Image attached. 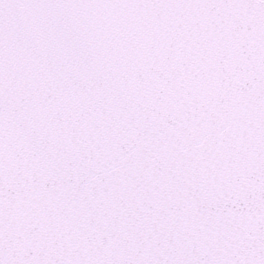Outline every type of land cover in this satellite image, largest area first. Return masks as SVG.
I'll list each match as a JSON object with an SVG mask.
<instances>
[{
  "label": "snow or ice",
  "instance_id": "1",
  "mask_svg": "<svg viewBox=\"0 0 264 264\" xmlns=\"http://www.w3.org/2000/svg\"><path fill=\"white\" fill-rule=\"evenodd\" d=\"M0 264H264V0H0Z\"/></svg>",
  "mask_w": 264,
  "mask_h": 264
}]
</instances>
